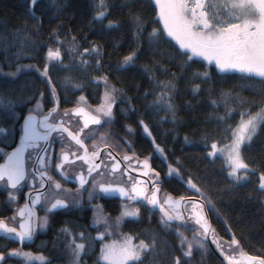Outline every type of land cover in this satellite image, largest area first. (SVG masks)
I'll list each match as a JSON object with an SVG mask.
<instances>
[{
	"label": "snow or ice",
	"instance_id": "obj_1",
	"mask_svg": "<svg viewBox=\"0 0 264 264\" xmlns=\"http://www.w3.org/2000/svg\"><path fill=\"white\" fill-rule=\"evenodd\" d=\"M38 3L39 0H28V13L35 20L37 31L43 23L42 18L36 15ZM152 3L158 10L153 21L154 26H150L148 30L142 15L138 13L132 15L136 50L125 55L119 67L127 68L135 64L142 39H146L149 48L153 50L166 38L175 41L178 45L176 57H172L171 54L169 57L170 62L179 58L181 77L171 73V79L160 80L156 77L152 66H145L143 69L154 85L153 90L144 93L145 99L151 95V106L154 110H163L175 119L176 81L190 72L194 84L193 91L199 92L201 85L196 81L207 83L213 69H218L221 73L242 74L243 77L248 78L252 90L264 98V0H152ZM52 4L59 17L64 5L60 0H52ZM109 14L108 0H95L92 20L103 24L107 19L109 29L118 27L117 22L109 19ZM53 37L57 46L47 48L43 68H36L47 78L49 84H51L50 66L68 67L63 63L59 46L63 41L55 31ZM30 39L31 34L27 29L16 30L11 33V37L0 34V46L6 50L19 42L23 47ZM71 39L75 45L76 37L73 36ZM68 51L78 54L84 66H88V60L84 58L85 54L93 55L97 68L103 57V52L97 45L82 50L73 46ZM201 61L206 62V65H201L204 70L193 71ZM154 63L163 67L159 61L154 60ZM34 67L36 66L18 64L15 71L4 75L15 77L23 68ZM164 72L168 74V69L164 68ZM95 81L98 87L101 83L103 85L102 96L95 107L88 104L87 98L81 95L75 102V107L70 110L65 109L61 113L59 97L55 86H52L53 106L45 111L43 104L37 102L35 108L29 109L27 115L23 117L18 146L12 151L0 147V160L3 161L0 163V188L8 190L10 203L17 204L14 215L10 218L11 223L0 217V235L20 245L18 248L0 251V264H9L11 258H18L20 264H37V262L51 264L42 253L24 250V245L33 241L38 228L48 226V213L80 204L83 191H87L89 201L98 194H103L118 195L132 202L122 204V212L114 221L117 228L125 217H139L140 208L135 206L137 203L150 205L152 210H158L161 213L162 224L175 229L181 254L185 258L192 257L194 247L204 249L205 241L211 235L212 242L216 244L223 257L222 264H264V257L244 252L234 235L230 242L222 244L217 240L215 230L211 227L205 211V205L210 204L211 199L191 177L186 178L185 183L190 190L198 194V199L192 196L176 198L169 193L161 195L160 173L152 167L149 162L150 157H145L141 161L133 151L132 155L124 154L118 159L119 153L114 150L106 151L111 149V145L101 129L112 123L117 94L121 90L110 83L106 74L95 77ZM233 101L237 102L239 107H232ZM17 103V99L0 92V107L12 112L13 115ZM211 103L220 106L214 99ZM220 103L224 105V114L217 115L216 120L223 125L222 138L213 139L209 143L208 137L205 136L204 148L208 157L223 160L227 175L233 183L247 182L253 170L245 161L242 148L250 144L257 132L264 127V99L253 108L255 101L234 96L232 92H223ZM233 113H236L235 117ZM70 116L80 118L79 126L75 129L71 126V120L65 119ZM233 119H237V123L232 124L230 121ZM139 123L143 126L144 132L152 137L149 126L144 120L141 119ZM86 129L89 131L86 132ZM129 131H132L131 127ZM5 132L6 129L0 127V134ZM54 134L60 143L58 156L53 148ZM184 139L186 143H191L187 136ZM152 142L158 153L163 156L164 149L155 143L154 137ZM77 161L81 162L78 171L70 177L68 172ZM130 171H139L140 176L147 179L133 177L129 174ZM53 172L65 181L69 179L77 181L78 195H72V189L65 188ZM118 173L119 177H117ZM173 174L179 176L180 169L169 164L167 175ZM124 176H127L126 181L121 179ZM257 176L258 189L261 195H264V171L257 173ZM26 181L30 184V188L25 193L26 199L23 205L19 206V194ZM86 185L91 190L86 189ZM37 206H42L45 211L43 217L38 215ZM94 207L97 211L94 214L93 227L97 234L91 239L99 243L96 264H145V258L155 250V238L145 241L124 233L114 235L113 223L100 210L101 206ZM189 221L195 227L188 228ZM182 228L192 232L191 240L184 231H181ZM61 232L68 238L67 246L72 254V264H81V256L86 252L85 241L88 239L85 231L73 233L70 228L64 227ZM173 264H182L181 256H175ZM183 264H188V260L185 259Z\"/></svg>",
	"mask_w": 264,
	"mask_h": 264
},
{
	"label": "trees",
	"instance_id": "obj_2",
	"mask_svg": "<svg viewBox=\"0 0 264 264\" xmlns=\"http://www.w3.org/2000/svg\"><path fill=\"white\" fill-rule=\"evenodd\" d=\"M60 2L64 8L57 17L52 0H39L36 15L42 18L43 23L37 31L35 20L28 13V0H0V34L11 37L14 31L24 29L31 34L30 41L25 42L23 47L19 42L6 50L0 46V92L18 101L15 115L0 107V127L6 129L4 134H0V147L7 151L13 150L15 141L19 140L23 117L29 109L35 108L37 102L42 103L43 108L53 105L52 86H55L60 99L70 97V102L75 104L79 96L83 95L88 104L95 107L103 93V85L101 83L98 87L95 77L106 74L110 83L121 90L117 94L113 109L114 119L109 126L114 140L117 143L126 142L131 154L134 151L135 154L142 153L143 158L150 157V162L160 173L162 194L169 193L176 198L192 196L198 199V194L185 183V179L191 177L211 199V203L205 206L217 240L222 244L230 242L234 235L244 252L264 257V195H261L257 183V173L264 171V127L243 150L245 161L256 171L250 174L249 180L244 184L233 183L227 175L223 160H211L204 148L205 136L209 143L213 139L222 138L223 125L216 120V116L224 114V105L220 103L223 92H232L234 96L255 101L253 108L264 98L252 90L248 78L237 74L222 75L217 69L211 71L207 83L197 80L201 87L199 92H194L189 72L176 81V116L173 119L171 114L163 110H154L151 106V95L145 99L144 93L153 90L154 85L143 69L145 66H152L160 80L171 79V73L181 77L179 58L170 62L169 57V54L176 57L178 51V45L174 41L166 38L153 50L149 48L147 40L142 39L135 64L127 68L119 67L123 57L136 50L132 15H142L146 29L150 30V26H154L153 21L158 10L152 0H108L109 19L118 24V27L111 29L107 27V19L103 24L92 20L95 0ZM54 31L63 41L59 46L63 63L68 67L50 66L49 84L47 78L36 68H43L47 48L57 46L53 37ZM73 36L76 37L75 45L71 39ZM93 45L99 46L103 52L99 68L91 53L85 54L88 66H84L78 54L68 51L73 46L82 50ZM154 60L159 61L163 67L156 65ZM18 64L36 67L23 68L15 77L4 75L15 71ZM202 64L206 65L201 61L193 71H203ZM164 68L168 69V74H165ZM77 84L80 86L76 87ZM213 99L219 107L211 103ZM232 107H239V104L233 101ZM141 119L149 126L155 143L164 149L163 156L156 150L152 137L144 132L139 123ZM230 122L235 124L237 119ZM129 127L132 131H129ZM185 136L191 143L185 142ZM169 164L180 169L179 176L167 175ZM105 212L113 218L120 215L119 211L113 209ZM76 216L68 217L65 227L68 225L73 233L85 231L88 239L85 241L86 252L81 257V264H96L99 243L91 239L97 234L95 228H90L93 213L82 215L83 220ZM62 228L64 226L57 225L53 229L54 236H59L58 242L49 251L42 253L51 264L72 263V254L67 246L68 238L61 232ZM121 230L125 235H133L145 241L155 238V250L145 258V264H173L175 256H181L182 264L185 259L188 264H222L207 242L204 249L194 247L191 258L183 257L175 229L162 224L159 213L140 211L139 217L126 219ZM181 231L192 239L191 231L184 228ZM93 252L96 253L91 254Z\"/></svg>",
	"mask_w": 264,
	"mask_h": 264
},
{
	"label": "flooded vegetation",
	"instance_id": "obj_3",
	"mask_svg": "<svg viewBox=\"0 0 264 264\" xmlns=\"http://www.w3.org/2000/svg\"><path fill=\"white\" fill-rule=\"evenodd\" d=\"M70 99L71 98L68 97V98H64V99L62 98L59 100L61 113H63V111L65 109L70 110L73 107H75V104L71 103ZM52 106L53 105H51L47 108H44V110L47 111ZM65 119L71 120V126L73 129H75L79 126L78 121L80 118L70 116V117L65 118ZM109 126L110 125L103 127L101 129V132L107 136L108 141L111 145V149H106V151L107 150H114L116 153H119V156L117 157L118 159L120 158V156H123L124 154L132 155L130 152L129 145L126 142L125 143L124 142L123 143H117L118 141L114 140V137L111 136L112 132L109 129ZM92 127H96V126H92ZM85 131L87 132L89 130L86 129ZM53 140L55 141L53 143V148L55 149L56 156H58L59 151H60V143L58 140H56L55 134L53 135ZM18 143H19V140H16L14 147L18 146ZM89 150H91V145H89ZM101 155L103 156V153H101ZM136 156H138L141 161L144 159L142 153H138V154H136ZM54 159H55V157H54ZM29 164H31V161H29ZM80 164H81V162L77 161L76 165L72 166L71 170H69V172H68L70 177L75 175V173L78 171ZM151 165L156 170L153 163H151ZM67 167L68 166L66 165V168ZM129 174L132 175L133 177H139L140 179H145V180L147 179V177L140 176L139 171H130ZM53 175L56 177V179L60 180V182L64 185L65 188L72 189V195H78L76 192V189L78 187L77 181H75L74 179H69V180L65 181V180L61 179V177L56 172H53ZM117 177H119V173L117 174ZM121 179L123 181H126L127 176H124ZM89 183H91V181ZM29 188H30V184L26 181L23 190L19 194V199H18V205L19 206L23 205V203L26 199L25 193L29 190ZM85 188L88 190H91L88 185H86ZM111 197H112V199H109V198L105 197L103 194H98V196L95 197L92 201H89L88 196H87V191H83V195L80 197V199H81L80 204H78L76 206H72L69 209L59 210V211L54 212V213H48V226L46 228H42V229L38 228L36 231V238L34 239L33 242L32 241L26 242L24 245V250L32 251L33 253H37V254L49 251V248H51L55 242H58V239H59V236H56V235L54 236L53 229L57 225L59 227H60V225L65 227L66 219H69L68 217H71L74 215H77L76 216L77 219L83 220L82 215H85L87 213L91 214V213H94L95 210H97L94 207L95 205H100L101 209H103L104 211L107 209H113L115 211L120 212V211H122V204L123 203H132V202H128L124 198L119 197L118 195L117 196H111ZM135 206L139 207L140 211H146V212H151V213L157 214V212H154V211L149 209L151 207L150 205H141V204L137 203ZM15 207H17V204L10 203V201H9L8 190H4L3 188H0V217L5 218L6 220H8L9 223H11L10 218L14 215ZM37 213L41 217H43L45 215V211L43 210L42 206H37ZM190 222L191 221L188 222V225H190L191 228L194 227ZM67 227L70 228L68 225H67ZM90 228H94V227L91 226ZM72 232H73V230H72ZM18 247H20L19 243H17L16 241H13L11 239L4 238L2 235H0V251H6V250H10L12 248H18ZM6 258H7V255H6ZM9 264H20V261L18 258H11V259H9ZM37 264H38V262H37Z\"/></svg>",
	"mask_w": 264,
	"mask_h": 264
},
{
	"label": "rangeland",
	"instance_id": "obj_4",
	"mask_svg": "<svg viewBox=\"0 0 264 264\" xmlns=\"http://www.w3.org/2000/svg\"><path fill=\"white\" fill-rule=\"evenodd\" d=\"M170 40H171V38H169ZM173 41V40H172ZM175 42V41H174ZM206 63V62H205ZM217 71L219 72V70L217 69ZM220 74H222V75H232V74H237V75H242V74H240V73H221V72H219ZM257 79H259V78H257ZM258 133H259V131L257 132V135H258ZM257 135L256 136H254L253 137V139H252V141L257 137ZM251 141V142H252ZM125 143V142H124ZM249 144H246L243 148H242V152H243V150H244V148L246 147V146H248ZM211 160H216V159H212V158H210ZM217 159H220V158H217ZM253 171L252 172H250V174H253V173H255L256 171L254 170V169H252ZM231 179V178H230ZM244 183H246V182H242V183H240V184H244ZM161 195H163V194H161ZM96 211L97 210H95L94 211V213H93V219H94V214L96 213ZM101 211L103 212V214L106 216V217H108L109 219H110V222H112L113 223V227H114V235H118L119 233H122L123 231L121 230V228H122V225H123V223L125 222V220L126 219H128L129 217H125L124 219H123V221L120 223V225H119V227L117 228L116 226H115V224H114V221H115V218H113V217H111L110 215H108V213H106L103 209H101ZM120 212H122V211H120ZM121 214V213H120ZM120 216V215H119ZM194 227H195V225L192 223V222H190ZM92 226H93V220H92ZM102 227V226H101ZM121 231V232H120ZM86 243V242H85ZM98 252V251H97ZM94 253H96V252H93V253H91V254H94ZM85 255V254H84ZM84 255H82V256H84ZM81 256V257H82ZM72 264V263H71Z\"/></svg>",
	"mask_w": 264,
	"mask_h": 264
},
{
	"label": "water",
	"instance_id": "obj_5",
	"mask_svg": "<svg viewBox=\"0 0 264 264\" xmlns=\"http://www.w3.org/2000/svg\"><path fill=\"white\" fill-rule=\"evenodd\" d=\"M105 197H107V198H109V199H112L111 196H105ZM124 199H125V198H124ZM149 209L152 210L151 207H150ZM152 211L161 214L158 210H152ZM205 211H206V213H207L206 206H205ZM207 217H208V214H207ZM208 220H209V222H210L209 217H208ZM176 223H178V222H176ZM210 224H211V222H210ZM211 227H212V226H211ZM35 238H36V234H35V237L33 238V241H34ZM33 241H32V242H33ZM205 242H207V243L209 244V246H210V248L212 249L213 253L219 258V260L223 261V257L220 255V252H219V250L217 249L216 244H214V243L212 242V237H211V235H209V238H208ZM17 243H18V242H17Z\"/></svg>",
	"mask_w": 264,
	"mask_h": 264
}]
</instances>
